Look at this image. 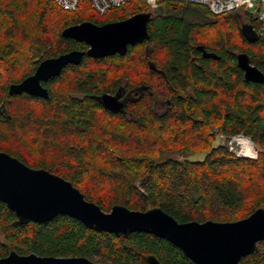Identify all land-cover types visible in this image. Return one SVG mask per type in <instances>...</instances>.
<instances>
[{"label":"trees","instance_id":"obj_1","mask_svg":"<svg viewBox=\"0 0 264 264\" xmlns=\"http://www.w3.org/2000/svg\"><path fill=\"white\" fill-rule=\"evenodd\" d=\"M80 2L86 8L69 12L52 0H0V151L70 181L104 211L115 204L140 211L159 207L185 222L233 221L264 208V82L245 80L236 63V54L246 52L264 73V39L243 37L240 11L212 15L171 0L150 11L144 0H130L99 16L87 11V0ZM144 11L152 13L148 58L144 41L124 55L84 53L78 64L43 82L48 97L8 93L9 84L32 74L41 60L87 49L61 36L64 27ZM241 13L258 31L256 16ZM120 86L139 92L112 112L99 96ZM154 98L164 102L162 111L154 108ZM216 132L248 137L256 158L215 143ZM0 234V257L14 250L147 264L154 255L161 264H193L152 233L96 231L67 214L19 223L2 201ZM262 261L264 241L241 259Z\"/></svg>","mask_w":264,"mask_h":264},{"label":"water","instance_id":"obj_2","mask_svg":"<svg viewBox=\"0 0 264 264\" xmlns=\"http://www.w3.org/2000/svg\"><path fill=\"white\" fill-rule=\"evenodd\" d=\"M150 15V11H144L101 25L85 20L64 27L61 36L84 42L87 49H73L41 60L32 74L19 82L9 84L8 93H27L46 98L48 90L41 81L58 75L67 64H78L84 53L95 58L124 55L128 46L144 40L149 42L147 21ZM240 29L247 41L252 42L259 38L250 23L241 24ZM202 52L205 56H215L204 50ZM149 54L147 44L145 56ZM236 63L243 71L245 80L264 82L263 71L251 63L246 52L236 54ZM148 67L156 69L151 60H148ZM99 100L112 112L124 109L125 104L119 100L117 93L103 92ZM0 201L15 213L19 223L46 222L58 214H67L96 231L124 236L134 231L152 233L180 248L194 264H243L242 257L256 252L258 242L264 241L263 207L233 221L207 219L179 222L159 207L140 211L121 204H115L109 211H104L95 202L87 200L70 181L44 168L30 167L3 151H0ZM146 262L161 264L154 255H148ZM0 264L115 263L93 261L84 256H42L33 252L19 254L10 250L6 256L0 257Z\"/></svg>","mask_w":264,"mask_h":264},{"label":"built area","instance_id":"obj_3","mask_svg":"<svg viewBox=\"0 0 264 264\" xmlns=\"http://www.w3.org/2000/svg\"><path fill=\"white\" fill-rule=\"evenodd\" d=\"M56 6L64 11H75L81 0H52ZM94 12L103 16L110 8L120 7L125 5L130 0H89ZM152 11L156 8L158 2L162 0H144ZM183 4L198 5L206 8L212 15H224L235 11H242L256 16L259 27L258 37L264 39V0H171ZM230 141L237 140L240 142L241 150L236 152L237 156H246L256 158L257 150H254L251 141L248 137L243 135L229 136ZM241 137V138H240ZM244 150V152L242 151Z\"/></svg>","mask_w":264,"mask_h":264},{"label":"rangeland","instance_id":"obj_4","mask_svg":"<svg viewBox=\"0 0 264 264\" xmlns=\"http://www.w3.org/2000/svg\"><path fill=\"white\" fill-rule=\"evenodd\" d=\"M87 2H88V8H87V11L89 12V13H93V8H92V6H91V3H90V1L89 0H87ZM80 3H82V2H80ZM84 8H86V6H84V4L83 5H79V7H78V10H80V9H84ZM239 14H241V18H240V22H241V24H243V23H246L247 22V18H245L243 15H242V13H241V11L239 12ZM258 22V21H257ZM157 111H162L164 108H165V104H164V102L162 101V100H159L158 101V103H157V105H155V107H154ZM241 138V137H240ZM251 141V140H250ZM215 143H219V144H221V145H225V146H227L228 147V149L230 150V151H232V152H234L235 154H236V152L237 151H240L241 150V144H240V142L238 141V139L237 140H232V141H230V137L229 136H225V135H222V134H220V133H218L217 134V132L215 133ZM251 144H252V146H253V148H254V150H257V147L255 146V144L251 141ZM243 152H244V150H242ZM0 240H3V237H2V235L0 234Z\"/></svg>","mask_w":264,"mask_h":264},{"label":"flooded vegetation","instance_id":"obj_5","mask_svg":"<svg viewBox=\"0 0 264 264\" xmlns=\"http://www.w3.org/2000/svg\"><path fill=\"white\" fill-rule=\"evenodd\" d=\"M133 14H135V13H133ZM133 14H131V15H133ZM131 15H128L127 17H129V16H131ZM127 17H124V18H121V19H117V20H110V21H104V22H102V23H94V24H97V25H101V24H104V23H107V22H112V21H119V20H122V19H125V18H127ZM152 18V13H151V15H150V17H149V19H148V21L150 20ZM148 21H147V23H148ZM79 23V22H78ZM142 43V42H141ZM148 44V42H146L145 40H144V50H145V46ZM200 45H198L197 46V48L198 49H200V47H199ZM201 53L203 54V52H202V50H201ZM147 58H148V56H146ZM50 79V78H49ZM47 81V80H46ZM43 82L44 81H41V83H42V85L44 86V84H43ZM123 85V84H122ZM45 87V86H44ZM137 92H139V89H137V91L135 92V91H133L132 89H126L125 87H122V86H120L118 89H117V91H116V93L118 94V96H119V100H121V101H123L124 102V104H126L128 101H130V100H132L136 95H137ZM158 99L157 98H154V107H155V105H157V103H158ZM187 257V256H186ZM190 259V258H189ZM191 260V259H190ZM192 261V260H191ZM262 262H264V261H262ZM192 263L194 264V262L192 261ZM259 263V262H258ZM256 264V263H255Z\"/></svg>","mask_w":264,"mask_h":264}]
</instances>
